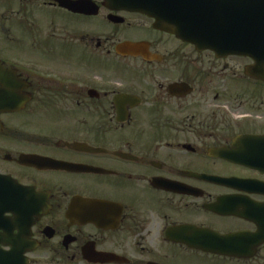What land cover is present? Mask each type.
Wrapping results in <instances>:
<instances>
[{
  "label": "flooded vegetation",
  "instance_id": "obj_1",
  "mask_svg": "<svg viewBox=\"0 0 264 264\" xmlns=\"http://www.w3.org/2000/svg\"><path fill=\"white\" fill-rule=\"evenodd\" d=\"M134 4L0 0V208L25 264H264V24L253 56L220 54Z\"/></svg>",
  "mask_w": 264,
  "mask_h": 264
},
{
  "label": "water",
  "instance_id": "obj_2",
  "mask_svg": "<svg viewBox=\"0 0 264 264\" xmlns=\"http://www.w3.org/2000/svg\"><path fill=\"white\" fill-rule=\"evenodd\" d=\"M264 1V0H263ZM133 8L155 19V27L175 34L201 49L220 54L245 53L253 56L256 33L264 24L257 17L259 0H134ZM140 45L128 44L132 49ZM243 51V52H242ZM58 165V164H57ZM19 187L0 176V202L13 200L9 190ZM0 208V240H9L12 249L0 246V264H25L19 240L6 223ZM2 230L4 233H2Z\"/></svg>",
  "mask_w": 264,
  "mask_h": 264
}]
</instances>
